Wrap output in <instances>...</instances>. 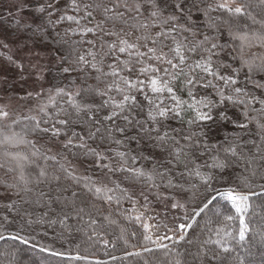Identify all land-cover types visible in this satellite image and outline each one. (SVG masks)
Returning <instances> with one entry per match:
<instances>
[{
  "label": "snow or ice",
  "instance_id": "6c2138e0",
  "mask_svg": "<svg viewBox=\"0 0 264 264\" xmlns=\"http://www.w3.org/2000/svg\"><path fill=\"white\" fill-rule=\"evenodd\" d=\"M8 13L0 45L33 47L5 57L31 87L0 103V229L16 231L0 241L52 233L122 241L142 264H246L249 234L264 242V0H13ZM87 250L39 248L101 264Z\"/></svg>",
  "mask_w": 264,
  "mask_h": 264
},
{
  "label": "trees",
  "instance_id": "16d2710c",
  "mask_svg": "<svg viewBox=\"0 0 264 264\" xmlns=\"http://www.w3.org/2000/svg\"><path fill=\"white\" fill-rule=\"evenodd\" d=\"M0 14H3L4 16L9 15L8 10H2L0 11ZM11 30H12L11 23H5L3 27L0 28V34L3 35L4 37L8 36ZM9 42L12 43L14 41L9 40ZM17 42H23V43L29 44V46H33L32 42L29 40H26L25 37H21L19 41H16V43ZM10 81L12 83L14 82L12 79H10ZM53 83H55V81H53ZM23 84H24L22 86L23 93H26L27 89H29L30 86L26 85L25 83ZM8 88L10 89V91L8 92V95H12L17 98L21 96L18 93L15 94L14 88L12 89L10 87ZM15 107H18V104ZM22 111L26 112L27 108L22 109ZM228 132H229L228 129L221 128L218 133V138L222 140L223 137L228 134ZM50 146H51L53 153L57 152L60 149V145L56 143L51 144ZM252 200H253V203H256V204H259L261 202V198L259 196L252 197ZM124 207H128V205L125 204ZM223 210L226 212L228 211L227 208H224ZM232 214L234 215V213ZM234 227H238V221L236 225H234ZM0 231H4V234L6 236L16 234V231L11 228L7 229L6 231L0 229ZM104 238L115 240V235L110 234L108 236H105ZM84 240H86V237L81 236V237L65 239L63 241H60V240L55 239L52 233H49L46 236H36L34 239H31L29 241V245H21L19 244L18 241L14 242L11 240L0 241V250L9 248L10 246L15 247L19 251L22 264H66V262L62 261L58 257L51 256L47 254L46 252H40L39 248L47 247V248L55 249L56 251H63L66 253L69 250H71L74 254L76 250V245L80 244L81 249H84L85 247L88 248L87 252L82 251L81 254L89 256V258L94 261L99 260L101 261V264H142V260L140 258H137L135 256H128L126 254L127 252L134 251L135 249H133L131 246H128L126 248L122 241L119 243H116L115 247H113L110 244L108 248H105L102 242L91 245L89 247L88 245L82 243V241ZM165 243H168V242L165 241ZM238 251L240 255L245 258L246 264H264V242H261L258 235L256 237H253L250 233L245 244L241 246L238 249ZM113 256L116 257L115 260H113L112 258Z\"/></svg>",
  "mask_w": 264,
  "mask_h": 264
},
{
  "label": "rangeland",
  "instance_id": "374dc122",
  "mask_svg": "<svg viewBox=\"0 0 264 264\" xmlns=\"http://www.w3.org/2000/svg\"><path fill=\"white\" fill-rule=\"evenodd\" d=\"M13 0H4L3 4H0V11L2 10H8L9 4L12 3ZM4 36L0 34V39H2ZM9 48H4L2 45H0V86H3V82L7 81V86L11 89L14 88L15 94H19L21 96L25 95L26 93H23V83L31 87V81L28 80L25 82L22 80L21 76L18 74V70L8 64V62L5 60V57L12 56L13 58L17 60H24L27 62V59L29 58V53L27 49L24 47L26 43L23 42H9ZM28 48H32L33 46H29L27 44ZM43 54V53H41ZM26 75V73H25ZM12 79L14 82L12 83L10 79ZM8 93H3L0 91V103H5L8 100ZM17 104L14 102L12 106H16ZM169 221H171V216L169 217Z\"/></svg>",
  "mask_w": 264,
  "mask_h": 264
}]
</instances>
